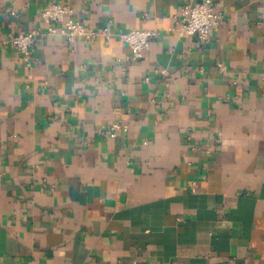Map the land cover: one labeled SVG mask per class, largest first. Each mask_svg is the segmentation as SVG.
I'll list each match as a JSON object with an SVG mask.
<instances>
[{
    "label": "crops",
    "instance_id": "crops-1",
    "mask_svg": "<svg viewBox=\"0 0 264 264\" xmlns=\"http://www.w3.org/2000/svg\"><path fill=\"white\" fill-rule=\"evenodd\" d=\"M186 1L0 0V264H264V0H210L206 43ZM48 3L109 35H47Z\"/></svg>",
    "mask_w": 264,
    "mask_h": 264
},
{
    "label": "built area",
    "instance_id": "built-area-1",
    "mask_svg": "<svg viewBox=\"0 0 264 264\" xmlns=\"http://www.w3.org/2000/svg\"><path fill=\"white\" fill-rule=\"evenodd\" d=\"M40 18L48 25L47 35L59 34L68 41H73L78 37L93 40L98 35H109L107 28L101 31L87 29L82 22L74 18L73 10L67 4H46L41 9ZM220 22L221 15L214 11L210 0H189L181 5L174 30L181 37L193 36L197 37L201 43H206L209 41L211 32L219 27ZM157 34L156 30L133 29L121 33L120 37L130 48L132 59L138 60L142 58L144 51L149 48ZM42 37H44V33L36 30L20 31L11 37L10 43L23 55V59L28 60L32 47ZM218 66L225 69L222 63H219ZM121 128L120 124L113 123L108 134L115 137Z\"/></svg>",
    "mask_w": 264,
    "mask_h": 264
}]
</instances>
